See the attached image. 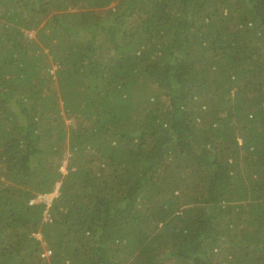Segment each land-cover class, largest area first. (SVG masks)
<instances>
[{
    "label": "trees",
    "instance_id": "trees-1",
    "mask_svg": "<svg viewBox=\"0 0 264 264\" xmlns=\"http://www.w3.org/2000/svg\"><path fill=\"white\" fill-rule=\"evenodd\" d=\"M0 264H264V0H0Z\"/></svg>",
    "mask_w": 264,
    "mask_h": 264
},
{
    "label": "rangeland",
    "instance_id": "rangeland-1",
    "mask_svg": "<svg viewBox=\"0 0 264 264\" xmlns=\"http://www.w3.org/2000/svg\"><path fill=\"white\" fill-rule=\"evenodd\" d=\"M114 5H115V1L111 2L103 10H106L107 8H110V7L113 8ZM96 9H100V8H96ZM28 33H30L31 36L34 37V33H32V32H28ZM98 43H99V39H98ZM66 157H67V155H66ZM66 166H67V162H64L60 168V171H62L64 174L66 173ZM52 196H53V190L47 194L41 195L40 198H43V199L46 198L47 200H50ZM53 198H55V197H53ZM47 217H48V215H47V213H45L43 216V220H45ZM37 237L40 238L39 235H37Z\"/></svg>",
    "mask_w": 264,
    "mask_h": 264
},
{
    "label": "built area",
    "instance_id": "built-area-1",
    "mask_svg": "<svg viewBox=\"0 0 264 264\" xmlns=\"http://www.w3.org/2000/svg\"><path fill=\"white\" fill-rule=\"evenodd\" d=\"M60 184L57 183L55 186H54V189H53V196L51 197L50 200H47L46 198H44V201L49 205L53 199V197H56L58 195V188H59Z\"/></svg>",
    "mask_w": 264,
    "mask_h": 264
},
{
    "label": "clouds",
    "instance_id": "clouds-1",
    "mask_svg": "<svg viewBox=\"0 0 264 264\" xmlns=\"http://www.w3.org/2000/svg\"><path fill=\"white\" fill-rule=\"evenodd\" d=\"M48 254H49V252L47 250H45L42 257H46Z\"/></svg>",
    "mask_w": 264,
    "mask_h": 264
}]
</instances>
